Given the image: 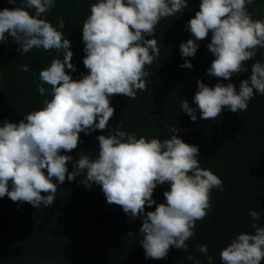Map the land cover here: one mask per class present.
Returning a JSON list of instances; mask_svg holds the SVG:
<instances>
[{
	"label": "clouds",
	"instance_id": "clouds-1",
	"mask_svg": "<svg viewBox=\"0 0 264 264\" xmlns=\"http://www.w3.org/2000/svg\"><path fill=\"white\" fill-rule=\"evenodd\" d=\"M15 4L16 0H9ZM255 0H201L199 10L187 24L191 37L180 44L181 65L192 69L188 57H194L211 32L208 50L215 59L207 74L218 78L215 86L198 80L193 100L196 107L182 100L181 109L192 121L215 120L225 109L246 111L256 92L264 95V63L257 60L251 75L239 88L229 82L234 74L248 72L245 62L264 48V19H254L248 10ZM55 0H21V6L0 10V42L8 37L18 44L17 51L29 53L34 48L56 50L57 57L39 72L43 107L30 111L19 122L5 119L0 123V198L29 203L35 208L49 207L56 200L58 185L65 180L80 181L91 188L100 186L108 204L120 206L129 217L142 219L140 245L147 259H167L174 246L187 252L195 236L197 221L212 209L213 189L223 191L222 178L211 169L201 167L200 146L185 142L173 126L171 136H137L109 128L115 114L111 98L122 95L135 99L137 91H146L145 67L160 54L155 38L158 23L188 8V0H98L83 22L82 40L86 53L83 64L87 74L74 79L72 41L64 38L65 20L57 17L54 26L45 16ZM146 37H152L147 39ZM60 53H63L62 58ZM23 65L21 71L28 72ZM3 71L0 70V78ZM50 86V90L43 85ZM47 93V95H45ZM50 97V98H49ZM96 137L99 142L95 159L71 153L81 143V133L106 130ZM69 162L73 170L69 171ZM165 202L153 198L158 186ZM155 205V209L146 211ZM254 232H242L220 251L222 264H261L264 261V226L261 214L249 210ZM129 233L128 235H131ZM197 250L207 256L208 245ZM192 261L193 255L188 254ZM200 264V261H195Z\"/></svg>",
	"mask_w": 264,
	"mask_h": 264
},
{
	"label": "trees",
	"instance_id": "trees-1",
	"mask_svg": "<svg viewBox=\"0 0 264 264\" xmlns=\"http://www.w3.org/2000/svg\"><path fill=\"white\" fill-rule=\"evenodd\" d=\"M98 0H55V5L46 18L57 24V17L65 20L64 38L72 41L74 79H79L88 69L83 64L86 55L82 40V26L90 15V8ZM201 0H188V8L173 16L163 18L155 29V38L160 54L152 65L145 67L150 73L145 78L146 91H137L135 99L122 95L111 98L115 114L109 128L122 125L121 130L135 132L137 136H171L174 126L178 136L185 142L200 146L201 167L211 169L222 180L224 189H213L212 209L195 226V236L187 243V252L170 249L167 259L154 260L145 257L140 245L142 219H133L115 204H108L100 186L91 188L80 181L86 179V172L75 181L65 180L58 185L53 205L39 208L29 203L13 202L7 196L0 198V264H209L207 256L196 246L208 245L212 264H222L220 251L234 236L242 232H254L251 228L250 209L260 212L259 223L264 226V95L256 92L248 109L231 112L225 109L215 120L192 121L181 109V102L187 99L196 107L193 97L198 90V80L215 86L218 78L207 74L215 59L208 50L211 32L205 40L198 41L200 47L194 57H188L194 67L183 68L186 58L182 57L180 44L191 37L188 21L199 10ZM21 6L9 0H0V10ZM254 19H264V0H255L248 6ZM150 39L152 37H146ZM19 45L8 37L0 42V123L5 119L19 122L30 111L43 107L45 96L38 92L41 85L39 72L58 55L56 50L45 51L34 48L29 53L17 51ZM62 58L63 53L59 54ZM264 63V48L245 62L248 72L234 74L231 81L239 88L242 80L251 75V67L257 61ZM28 72L21 71L23 65ZM50 90V86L43 85ZM47 95V93L45 94ZM50 98V97H49ZM106 130H95L91 134L81 133V143L68 154L74 160L79 154L98 156V135ZM69 171L73 170L69 162ZM169 185L158 186L154 191L157 203L165 202L164 191ZM155 209V205L146 211ZM132 233L131 235H128ZM188 254L193 260L186 259ZM264 264V261L261 262Z\"/></svg>",
	"mask_w": 264,
	"mask_h": 264
}]
</instances>
